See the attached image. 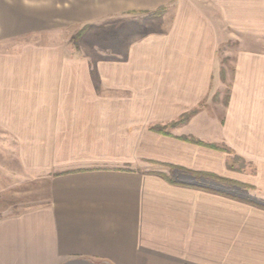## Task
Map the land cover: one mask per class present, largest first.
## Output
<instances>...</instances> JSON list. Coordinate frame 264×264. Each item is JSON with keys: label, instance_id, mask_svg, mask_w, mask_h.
Here are the masks:
<instances>
[{"label": "crops", "instance_id": "obj_1", "mask_svg": "<svg viewBox=\"0 0 264 264\" xmlns=\"http://www.w3.org/2000/svg\"><path fill=\"white\" fill-rule=\"evenodd\" d=\"M161 8L124 61L58 40ZM0 170L48 190L0 208V264H264V0H0Z\"/></svg>", "mask_w": 264, "mask_h": 264}, {"label": "rangeland", "instance_id": "obj_2", "mask_svg": "<svg viewBox=\"0 0 264 264\" xmlns=\"http://www.w3.org/2000/svg\"><path fill=\"white\" fill-rule=\"evenodd\" d=\"M168 22L169 18L160 20L154 13L148 15L137 14L132 16H120L105 23L88 26V29L81 37H78V33L84 27L77 30L76 33L73 31H67L65 33V38L62 39L61 37H58V40H61L67 45V47L69 44L76 46L78 52L81 54V56H79L83 57L87 55L92 59V64L96 66L101 60L124 61L127 58L128 48L131 43L152 30L158 29L159 27H165ZM73 34L75 35L73 36ZM42 42L44 43L43 38H40L38 35L19 37L15 39L14 50L17 51L18 48L26 43L37 44ZM226 48L227 47L223 45L221 51L223 70L225 72H222L221 74L222 88L203 104L204 107H207L211 112H215L219 116L223 115L225 110L224 103L231 87L234 69V48L232 46H229L228 50ZM93 74L95 85L98 87L97 90L101 93V79L98 76L96 69H94ZM192 116L193 115L182 121L181 118H179L165 126L158 127H161L164 131H172L177 125L186 124ZM174 122L179 123L173 125ZM184 138H187L188 140H186L189 142L193 139L198 140L195 136ZM13 158L14 156H11V159L9 160L11 162L13 161L12 164H15ZM1 161L4 162V157H1ZM5 163L6 162H4V164ZM15 171L19 170L15 169ZM7 176H9V173L5 170H0V208L18 209L33 207L47 202L48 190L45 180L41 179L19 182L15 177L12 178L11 176Z\"/></svg>", "mask_w": 264, "mask_h": 264}, {"label": "trees", "instance_id": "obj_3", "mask_svg": "<svg viewBox=\"0 0 264 264\" xmlns=\"http://www.w3.org/2000/svg\"><path fill=\"white\" fill-rule=\"evenodd\" d=\"M163 12H164V8H161V9H159L157 12H155V14H156V15H161ZM87 29H88V26H85V27H84V28L78 33V37H81V36L86 32ZM223 73H225V72L223 71ZM229 98H230V90H229L228 95H227V97H226V99H225V103H224L225 106L228 105ZM197 112H198V109H197V108L194 109V110H191L189 113H187V114H185V115H183V116L181 117V121L187 119V118H188L189 116H191V115L196 114ZM178 123H179V122H174L173 125H177ZM156 130H157L158 132H160V133H163V134L169 135V133H167L166 131H164L163 129H161V127H157ZM184 139L186 140L187 138H184ZM187 140H188V139H187ZM191 142H194V143H202L201 141H199V140H195V139H193ZM214 147H216V146H214Z\"/></svg>", "mask_w": 264, "mask_h": 264}]
</instances>
